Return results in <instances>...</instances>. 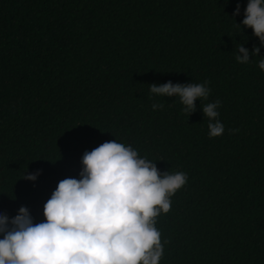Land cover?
Wrapping results in <instances>:
<instances>
[{
  "label": "trees",
  "instance_id": "obj_1",
  "mask_svg": "<svg viewBox=\"0 0 264 264\" xmlns=\"http://www.w3.org/2000/svg\"><path fill=\"white\" fill-rule=\"evenodd\" d=\"M247 4L0 0V213L24 206L45 222L85 151L116 140L188 176L156 218L160 264H264V46L242 25ZM238 44L249 63L237 62ZM168 81H207L210 95L188 115L179 97L150 93ZM216 100L225 130L210 138L201 107Z\"/></svg>",
  "mask_w": 264,
  "mask_h": 264
},
{
  "label": "clouds",
  "instance_id": "obj_2",
  "mask_svg": "<svg viewBox=\"0 0 264 264\" xmlns=\"http://www.w3.org/2000/svg\"><path fill=\"white\" fill-rule=\"evenodd\" d=\"M239 11L237 4L233 15ZM244 15L242 25L251 28L264 46V0H248ZM259 53L260 47L253 46L251 55ZM249 56V49L238 44L237 62L247 64ZM258 67L264 70V58ZM207 85L168 81L149 88L156 96L179 97L190 115L197 99H208ZM220 106L216 100L201 107L210 138L225 130L218 119ZM152 108L162 109L163 104L154 103ZM82 165L80 179L58 183L44 205L45 222L34 224L24 206L12 218L0 213V264H160L164 248L156 218L170 211L171 197L186 184L187 174L161 173L154 161L116 140L85 151ZM41 172H25L22 179L34 182Z\"/></svg>",
  "mask_w": 264,
  "mask_h": 264
}]
</instances>
